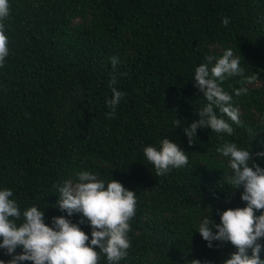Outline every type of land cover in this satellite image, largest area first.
Masks as SVG:
<instances>
[{
    "label": "trees",
    "instance_id": "1",
    "mask_svg": "<svg viewBox=\"0 0 264 264\" xmlns=\"http://www.w3.org/2000/svg\"><path fill=\"white\" fill-rule=\"evenodd\" d=\"M10 4L9 56L0 67V189L13 191L22 212L41 208L51 226L52 217L67 216L55 206L58 187L75 181L78 171H92L106 183L119 180L137 196L131 247L119 264H223L236 248L220 241L208 247L197 230L210 207L219 223V212L246 205L243 188L227 182L228 158L217 149L235 142L253 153L264 150V0ZM228 48L244 73L222 86L240 109L241 123L223 116L232 135L202 128L190 145L184 127L208 103L195 86V68ZM113 56L119 58L115 71ZM253 73L259 77L249 84L244 78ZM113 75L125 95L109 118ZM241 87L248 91L235 95ZM164 138L187 153L188 164L156 176L143 149L159 147ZM253 159L264 168V158ZM81 215L68 218L77 223ZM80 227L90 241V224ZM260 255L264 259V251ZM0 259L11 257L0 249ZM99 264H108L106 256Z\"/></svg>",
    "mask_w": 264,
    "mask_h": 264
},
{
    "label": "clouds",
    "instance_id": "2",
    "mask_svg": "<svg viewBox=\"0 0 264 264\" xmlns=\"http://www.w3.org/2000/svg\"><path fill=\"white\" fill-rule=\"evenodd\" d=\"M10 0H0V67L9 56V37L5 21L11 15ZM229 19H223L227 26ZM119 63L117 56L111 57L115 71ZM240 57L231 48L226 49L219 58L207 57L194 71L195 86L207 100L206 106L198 112L199 119L184 127V133L191 145L197 130L209 128L216 133L232 135L233 127L223 118L227 116L233 123L240 124V109L233 106V96L222 86L223 82L234 76H243ZM258 75L245 77L247 83H253ZM115 75L110 80L112 96L106 100L112 109L106 113L114 118L115 108L125 93L114 85ZM246 87L235 89V95H243ZM223 115L218 116L217 111ZM182 122L176 119V127ZM217 151L228 158L231 175L227 182L233 189L243 188L241 200L244 207L227 208L219 212L220 222L213 218L210 207L208 215L198 224L201 237L212 247L213 241L226 242L236 248L223 264H264L261 252L264 245V168L256 159L264 158V150L253 153L235 142L225 143ZM143 154L155 168L156 176L167 174L171 169H179L188 164L187 153L169 138H164L160 146L148 145ZM76 180L67 179L58 187V207L65 215L52 217L51 226L45 223V214L38 206H31L21 211L13 199V191L0 189V249L11 259H0V264H99L101 255L106 256L108 264H119L126 258L131 247L129 232L130 221L137 208L136 191L129 190L119 180L111 179L107 183L92 171L81 170ZM260 212L259 215L256 213ZM82 214L79 222L74 223L68 217ZM23 218V219H21ZM87 221L91 226V239L80 227ZM215 229V231L213 230ZM22 251L17 253V249ZM99 249L97 251L96 249ZM249 250L251 254H249ZM186 264H202L199 259L186 261ZM203 264H211L204 261Z\"/></svg>",
    "mask_w": 264,
    "mask_h": 264
}]
</instances>
